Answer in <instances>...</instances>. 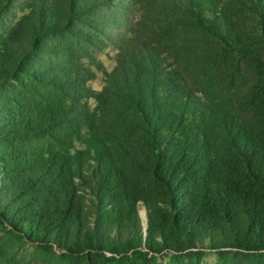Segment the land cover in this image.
Wrapping results in <instances>:
<instances>
[{
	"label": "trees",
	"instance_id": "obj_1",
	"mask_svg": "<svg viewBox=\"0 0 264 264\" xmlns=\"http://www.w3.org/2000/svg\"><path fill=\"white\" fill-rule=\"evenodd\" d=\"M137 4L0 0V264H264V0H139L91 89Z\"/></svg>",
	"mask_w": 264,
	"mask_h": 264
},
{
	"label": "rangeland",
	"instance_id": "obj_2",
	"mask_svg": "<svg viewBox=\"0 0 264 264\" xmlns=\"http://www.w3.org/2000/svg\"><path fill=\"white\" fill-rule=\"evenodd\" d=\"M21 15L22 12L20 10L16 11V19L20 18ZM143 15L144 12L138 0L137 6H131L127 11L126 21L123 24L115 26L111 32H108L109 34H114L113 38L116 39V41L110 42L105 40V44L102 45L101 50L95 53L96 58L101 62L103 68L101 70L92 68V71L95 73V78L88 83L91 89L97 91L102 90L105 84L106 73H110L115 69L124 46L129 45L131 47L135 45L138 38L137 34L142 26L139 25V22ZM89 104L92 110L95 107L94 100H90ZM8 245L13 257L19 260H25L28 264H39L36 248L33 245L14 236L8 239ZM216 261V254L210 253L205 256L203 264H213Z\"/></svg>",
	"mask_w": 264,
	"mask_h": 264
}]
</instances>
